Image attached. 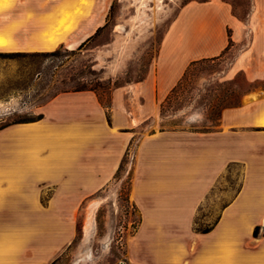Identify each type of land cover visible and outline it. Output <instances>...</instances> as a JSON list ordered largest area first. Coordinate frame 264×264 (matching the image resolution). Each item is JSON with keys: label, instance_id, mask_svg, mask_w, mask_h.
Segmentation results:
<instances>
[{"label": "crops", "instance_id": "1", "mask_svg": "<svg viewBox=\"0 0 264 264\" xmlns=\"http://www.w3.org/2000/svg\"><path fill=\"white\" fill-rule=\"evenodd\" d=\"M17 2L0 0V48L70 47L96 28L95 2L57 0L50 11ZM63 7L70 16L55 30ZM231 52L250 84L244 100L221 111L216 129H160L161 103L189 65ZM42 114L0 130V264L59 257L81 204L108 186L134 140L130 197L140 223L127 246L131 263L264 264V0H251L246 25L227 0L180 6L145 77L111 90L109 119L92 90L59 93ZM229 164L241 165V184L208 230H197V210Z\"/></svg>", "mask_w": 264, "mask_h": 264}, {"label": "rangeland", "instance_id": "2", "mask_svg": "<svg viewBox=\"0 0 264 264\" xmlns=\"http://www.w3.org/2000/svg\"><path fill=\"white\" fill-rule=\"evenodd\" d=\"M77 1L79 5L95 2L96 28L91 35L100 28L81 50L76 48L86 38L74 46L63 44L56 55L44 54L55 48H0V126L15 119L36 117L47 102L72 85L95 89L102 104H109L111 90L145 77L170 22L180 6L192 0ZM227 1L246 25L251 0ZM56 4L57 0L17 2L29 11L57 10ZM60 11L65 18L55 30L61 29L63 21L70 16L65 7ZM15 52L21 54L10 55ZM234 59L235 54L231 52L191 65L161 103L160 129H216L221 111L240 104L250 86L234 68ZM135 147L136 140L123 157L121 171L115 173L108 186L94 194L88 203L81 204L76 215L75 236L51 264H124L123 259L128 260L127 246L140 223L139 210L130 197L136 168ZM241 181V165L229 164L197 210L195 228L205 229L217 218L221 206L234 196ZM48 195L49 190L44 188L43 200Z\"/></svg>", "mask_w": 264, "mask_h": 264}, {"label": "trees", "instance_id": "3", "mask_svg": "<svg viewBox=\"0 0 264 264\" xmlns=\"http://www.w3.org/2000/svg\"><path fill=\"white\" fill-rule=\"evenodd\" d=\"M99 29L100 28H98L96 31H95V33L94 34H96L98 31H99ZM93 34V35H94ZM93 35H90L89 37H87L84 41H82L78 46H77V50H81L82 49V47L85 45V43L88 41V40H90L91 38H92V36ZM228 35H229V44L228 45H230L231 44V38H230V33H228ZM64 47V45L63 44H60L58 47H56L53 51H50V52H46V53H44V54H48V55H56V54H59L60 53V51H61V49ZM72 52H74V50H72ZM19 54H21V53H18V52H15V53H10V55H19ZM195 62H197V61H194V62H192L190 65H189V67L191 66V65H193ZM189 67L187 68V70L189 69ZM187 70L185 71V73L187 72ZM185 73H184V75H185ZM183 75V76H184ZM183 78V77H182ZM74 80V79H73ZM70 89H65V90H63V92H69V91H81V90H92V91H94L95 92V89H93V88H91V87H87V86H85V85H72V86H70L69 87ZM98 96V95H97ZM98 99H99V101L101 102V104H102V101H101V99H100V97L98 96ZM103 106H104V108L106 109V112H107V117H108V119H109V104H102ZM43 117V114L42 113H39L36 117H30V118H22V119H15V120H13V121H11V122H8V123H5V124H3V125H1L0 126V130L1 129H3V128H5V127H7V126H9V125H11V124H17V123H26V122H32V121H37V120H39V119H41ZM123 161H124V158L122 159V161H121V163H120V165H119V167H118V170H117V172H116V175H117V173L119 172V171H121V169H122V165H123ZM197 230H201V231H206V230H208V227L207 228H205V229H197ZM254 235H257L258 234V227H255V229H254ZM123 262H124V264H133V263H131L130 261H128L127 259H123Z\"/></svg>", "mask_w": 264, "mask_h": 264}, {"label": "bare ground", "instance_id": "4", "mask_svg": "<svg viewBox=\"0 0 264 264\" xmlns=\"http://www.w3.org/2000/svg\"><path fill=\"white\" fill-rule=\"evenodd\" d=\"M68 28V27H67ZM50 40H52V39H50ZM5 46H7V43H6V41L4 40V39H0V47H5ZM95 204V203H94Z\"/></svg>", "mask_w": 264, "mask_h": 264}]
</instances>
